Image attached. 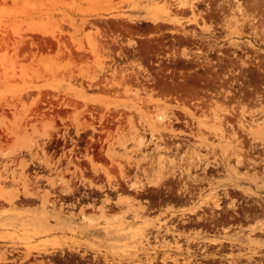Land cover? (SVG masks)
Listing matches in <instances>:
<instances>
[{
  "label": "rangeland",
  "instance_id": "rangeland-1",
  "mask_svg": "<svg viewBox=\"0 0 264 264\" xmlns=\"http://www.w3.org/2000/svg\"><path fill=\"white\" fill-rule=\"evenodd\" d=\"M67 165L209 180L227 231L164 238L163 264H264V0H0V198Z\"/></svg>",
  "mask_w": 264,
  "mask_h": 264
},
{
  "label": "flooded vegetation",
  "instance_id": "flooded-vegetation-1",
  "mask_svg": "<svg viewBox=\"0 0 264 264\" xmlns=\"http://www.w3.org/2000/svg\"><path fill=\"white\" fill-rule=\"evenodd\" d=\"M15 169L4 178L12 184L1 185L15 196L0 198V211L14 210L8 231L14 238L0 237V264H98L95 255L100 264H110L107 257L124 255L140 231L146 239L167 237L175 245L188 239L205 248L211 246L212 228L227 231L226 194L220 196L223 212L217 221L209 180L192 193H181L149 184L146 173L96 172L77 165L71 170L67 165L58 172L33 169L19 181Z\"/></svg>",
  "mask_w": 264,
  "mask_h": 264
},
{
  "label": "built area",
  "instance_id": "built-area-1",
  "mask_svg": "<svg viewBox=\"0 0 264 264\" xmlns=\"http://www.w3.org/2000/svg\"><path fill=\"white\" fill-rule=\"evenodd\" d=\"M126 246L124 255L114 253L107 257L110 264H163L164 252L173 247H165L162 241L154 239V242L145 241L137 236ZM178 250V249H177ZM94 261L101 263L100 257L95 255Z\"/></svg>",
  "mask_w": 264,
  "mask_h": 264
}]
</instances>
